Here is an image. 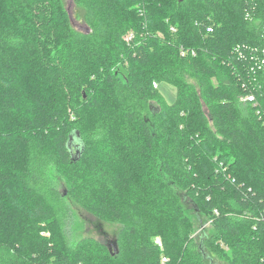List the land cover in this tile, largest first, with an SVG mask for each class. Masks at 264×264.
Returning <instances> with one entry per match:
<instances>
[{
  "label": "trees",
  "instance_id": "obj_1",
  "mask_svg": "<svg viewBox=\"0 0 264 264\" xmlns=\"http://www.w3.org/2000/svg\"><path fill=\"white\" fill-rule=\"evenodd\" d=\"M215 261L264 264V0H0V264Z\"/></svg>",
  "mask_w": 264,
  "mask_h": 264
},
{
  "label": "rangeland",
  "instance_id": "obj_2",
  "mask_svg": "<svg viewBox=\"0 0 264 264\" xmlns=\"http://www.w3.org/2000/svg\"><path fill=\"white\" fill-rule=\"evenodd\" d=\"M70 11L72 13L73 21L76 20L77 10L73 7L72 8L70 7ZM159 89L166 97L168 102L172 103L176 100L177 86L175 84L166 81H161L159 82ZM70 205L72 208V221L70 222L69 232L73 240L80 239L83 236H93L106 243H113L115 234L118 230L116 224H109L96 219L95 217L90 215L86 210H84L82 207L74 203L72 200H70ZM189 206H190L189 208H192L191 204H189ZM192 215L194 217L196 216L194 212L192 213ZM203 219L206 221L205 217H203ZM203 219H201L199 223L197 220L196 226L197 227L199 226L197 232H199L202 229L201 224L203 222L202 221ZM204 226H206V228L208 229L210 228L209 223L204 224ZM213 264H226V263L215 261Z\"/></svg>",
  "mask_w": 264,
  "mask_h": 264
},
{
  "label": "built area",
  "instance_id": "obj_3",
  "mask_svg": "<svg viewBox=\"0 0 264 264\" xmlns=\"http://www.w3.org/2000/svg\"><path fill=\"white\" fill-rule=\"evenodd\" d=\"M172 29L174 30L175 28H173L172 27ZM213 29H212V27H208V31H212ZM136 37V33L135 32H129V34L126 36V39L128 40V41H131L132 39H134ZM186 52L185 51H183V54H185ZM192 54H195L196 53V51H195V49H192V52H191ZM154 85L156 86L157 84L156 83H154ZM249 100H253L254 99V96L253 95H249L248 97H247Z\"/></svg>",
  "mask_w": 264,
  "mask_h": 264
},
{
  "label": "water",
  "instance_id": "obj_4",
  "mask_svg": "<svg viewBox=\"0 0 264 264\" xmlns=\"http://www.w3.org/2000/svg\"><path fill=\"white\" fill-rule=\"evenodd\" d=\"M73 139V136L71 135V137H70V141Z\"/></svg>",
  "mask_w": 264,
  "mask_h": 264
}]
</instances>
